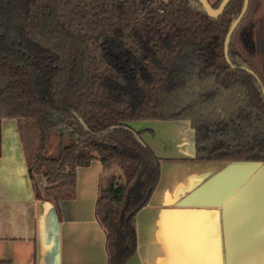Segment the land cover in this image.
Returning a JSON list of instances; mask_svg holds the SVG:
<instances>
[{
    "label": "trees",
    "instance_id": "trees-1",
    "mask_svg": "<svg viewBox=\"0 0 264 264\" xmlns=\"http://www.w3.org/2000/svg\"><path fill=\"white\" fill-rule=\"evenodd\" d=\"M242 6L231 0L212 20L192 0H0V122L35 126L27 160L35 198L72 199L76 169L93 161L119 171L100 178L95 205L107 264L134 254L132 219L159 177L160 160L129 123L184 120L195 135L193 161L264 164V73L246 25L264 12V0H249L230 64L224 57Z\"/></svg>",
    "mask_w": 264,
    "mask_h": 264
},
{
    "label": "crops",
    "instance_id": "crops-1",
    "mask_svg": "<svg viewBox=\"0 0 264 264\" xmlns=\"http://www.w3.org/2000/svg\"><path fill=\"white\" fill-rule=\"evenodd\" d=\"M128 126L160 160L158 182L133 216L136 249L124 264H264V164L193 161L187 121ZM99 161L76 169L70 200H37L15 120L0 122V262L107 264L95 217ZM40 178V177H39ZM39 179L37 187L44 188Z\"/></svg>",
    "mask_w": 264,
    "mask_h": 264
},
{
    "label": "rangeland",
    "instance_id": "rangeland-1",
    "mask_svg": "<svg viewBox=\"0 0 264 264\" xmlns=\"http://www.w3.org/2000/svg\"><path fill=\"white\" fill-rule=\"evenodd\" d=\"M208 2L214 5L217 2V0H208ZM260 13L264 14V12L261 11L259 13L257 12L256 14H252L251 16H249L248 20L246 21V25L252 24L253 45L255 47L254 55L256 56V66L260 73H264V47H263L264 46V16H261ZM259 44L263 46L260 47ZM19 131L22 138V144L24 147L26 158L27 160H31L37 146V132L35 126L32 123L29 124L22 123L19 126ZM50 143H51V148L49 149L48 153L54 154L57 149V143H58L57 137H55L54 135L51 136ZM109 174L119 175V171L114 165H112L110 168H108L107 175ZM34 179L37 183L40 178L35 177ZM39 190L41 193H43L42 187H40Z\"/></svg>",
    "mask_w": 264,
    "mask_h": 264
},
{
    "label": "water",
    "instance_id": "water-1",
    "mask_svg": "<svg viewBox=\"0 0 264 264\" xmlns=\"http://www.w3.org/2000/svg\"><path fill=\"white\" fill-rule=\"evenodd\" d=\"M192 1L197 2L201 6V8L205 12V14L210 19L216 20L223 14L225 8L227 7V5L229 4V2L231 0H222L217 8H213L212 5L208 2V0H192ZM248 4H249V0H243V6L241 8V11H240L239 15L237 16V18L235 20H233L232 23L230 24V27H229L228 32L226 34L225 41H224V57H225L226 62L228 64H230L229 59H228V51H229L231 38H232V35H233L234 31L236 30L237 26L239 25V23L243 19L244 15L246 14V11L248 9ZM241 70L249 73L253 77H256L254 75V73L252 71L248 70L247 68H241ZM262 93L264 95V90H262ZM76 119L79 122V124L82 126V128L85 130V132L88 133V129L85 126V124L83 123V121L79 118H76ZM114 129H117V128H112V130H114ZM122 129H124L128 132H131V130L129 128L123 127ZM133 137L139 145H141V146L143 145L142 140L136 134L133 133ZM132 214L133 213L129 214L128 217H130Z\"/></svg>",
    "mask_w": 264,
    "mask_h": 264
},
{
    "label": "flooded vegetation",
    "instance_id": "flooded-vegetation-1",
    "mask_svg": "<svg viewBox=\"0 0 264 264\" xmlns=\"http://www.w3.org/2000/svg\"><path fill=\"white\" fill-rule=\"evenodd\" d=\"M209 3H210V2H209ZM211 5H212V4H211ZM248 5H249V4H248ZM259 41H260V40H259ZM259 41H258V42H259ZM259 43H260V42H259ZM259 46L262 47L263 45L259 44ZM253 47H254V45H253ZM253 47H251L252 50H253ZM263 47H264V46H263ZM254 48H255V47H254ZM254 52H255V51H254ZM256 67H257V66H256Z\"/></svg>",
    "mask_w": 264,
    "mask_h": 264
}]
</instances>
